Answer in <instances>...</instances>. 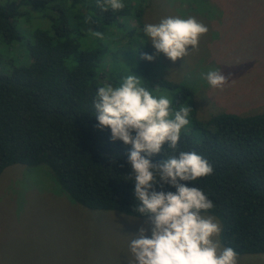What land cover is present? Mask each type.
Wrapping results in <instances>:
<instances>
[{"label":"trees","instance_id":"16d2710c","mask_svg":"<svg viewBox=\"0 0 264 264\" xmlns=\"http://www.w3.org/2000/svg\"><path fill=\"white\" fill-rule=\"evenodd\" d=\"M149 1L122 0L121 11L104 12L96 0H0V174L45 166L72 203L138 218L130 146L98 130L94 108L99 87L134 74L154 96L166 95L173 112L192 109L175 154L194 151L212 165V175L182 183L213 201L207 214L221 225V246L264 257V112L199 120L193 90L141 58L154 55L143 32ZM84 15L94 22L84 24ZM170 155L166 143L151 159L159 164Z\"/></svg>","mask_w":264,"mask_h":264},{"label":"rangeland","instance_id":"374dc122","mask_svg":"<svg viewBox=\"0 0 264 264\" xmlns=\"http://www.w3.org/2000/svg\"><path fill=\"white\" fill-rule=\"evenodd\" d=\"M176 16L194 17L209 31L184 59L156 55L157 74L193 90L199 120L263 113L264 0H150L143 22ZM219 69L229 78L223 91L202 78ZM51 178L45 166L0 174V264H129L132 235L147 218L82 208L57 193ZM238 264H264V257L244 255Z\"/></svg>","mask_w":264,"mask_h":264},{"label":"clouds","instance_id":"9594fccd","mask_svg":"<svg viewBox=\"0 0 264 264\" xmlns=\"http://www.w3.org/2000/svg\"><path fill=\"white\" fill-rule=\"evenodd\" d=\"M96 5L104 12H118L125 7L122 0H96ZM93 22L94 17L84 15V24ZM208 31L194 17H166L159 23L146 24L143 32L156 53H145L141 58L154 62L156 55L163 54L172 62L184 59L199 50L200 40ZM93 34L103 38V33ZM202 78L220 91L229 84L220 69L210 70ZM94 108L98 130L110 129L112 142L130 146L127 163L132 169L129 177L133 178L137 200L133 212L138 218H147L146 226L132 235L129 264H238L237 252L219 242L220 223L207 214L214 208L213 201L201 188L182 183L213 173L212 165L196 152L175 154L192 109L187 105L173 112L166 95L154 96L134 74L124 77L119 86L99 87ZM166 143L173 155L153 163L151 158L160 154ZM166 186L176 191H165Z\"/></svg>","mask_w":264,"mask_h":264}]
</instances>
